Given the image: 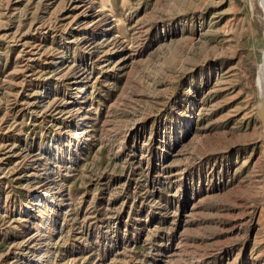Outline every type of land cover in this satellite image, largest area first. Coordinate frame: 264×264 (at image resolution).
<instances>
[{
	"label": "rangeland",
	"instance_id": "rangeland-1",
	"mask_svg": "<svg viewBox=\"0 0 264 264\" xmlns=\"http://www.w3.org/2000/svg\"><path fill=\"white\" fill-rule=\"evenodd\" d=\"M258 0H0V264H264Z\"/></svg>",
	"mask_w": 264,
	"mask_h": 264
},
{
	"label": "water",
	"instance_id": "water-1",
	"mask_svg": "<svg viewBox=\"0 0 264 264\" xmlns=\"http://www.w3.org/2000/svg\"><path fill=\"white\" fill-rule=\"evenodd\" d=\"M259 5L264 13V8L262 7L260 0H258ZM263 76H262V86L259 87V95H260V102H259V116L263 127V141H264V55H263ZM261 63V64H262ZM259 85V84H258Z\"/></svg>",
	"mask_w": 264,
	"mask_h": 264
},
{
	"label": "bare ground",
	"instance_id": "bare-ground-1",
	"mask_svg": "<svg viewBox=\"0 0 264 264\" xmlns=\"http://www.w3.org/2000/svg\"><path fill=\"white\" fill-rule=\"evenodd\" d=\"M260 3L262 5V7L264 8V0H260ZM260 66L261 67L259 69L258 84H259V87L261 88V86H262V76H263V63ZM263 156H264V151H263Z\"/></svg>",
	"mask_w": 264,
	"mask_h": 264
}]
</instances>
